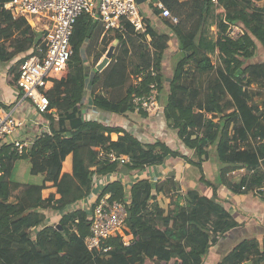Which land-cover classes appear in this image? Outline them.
<instances>
[{
	"label": "trees",
	"instance_id": "trees-1",
	"mask_svg": "<svg viewBox=\"0 0 264 264\" xmlns=\"http://www.w3.org/2000/svg\"><path fill=\"white\" fill-rule=\"evenodd\" d=\"M4 1L8 0H0V65L23 55L8 78L14 84L13 69L44 32L23 17H13L2 8ZM160 1L178 16L187 0ZM220 1L223 7L215 12L216 39L197 35L212 11L209 0H192L197 23L188 32L179 18L174 23L159 16L158 7H152L158 26L143 15L144 31L127 22L123 31L106 30L86 13L76 18L66 74L47 90L50 111L39 115L49 120L50 133L39 135L21 155L0 147L4 169L0 175V264H205L215 242L238 225L219 199L218 184L233 192L264 184V60H251L255 52L264 51V0ZM223 14L243 29L240 37L232 39L225 33ZM111 30L117 40L111 59L101 70L93 68L87 74L84 57L88 61L93 56L95 65L109 45L97 50L95 43ZM173 36L184 56L173 70L161 115L181 144L194 149L200 160L207 159L209 146L215 143L218 159L230 166L221 168L217 181L200 177L199 185L208 188L205 192L201 185L182 190L172 175L156 182L137 179L128 190L125 220V233L133 241L125 245L121 235H115L103 241L108 250L90 251L83 240L89 211L76 204L90 195L96 177L120 167L99 156V150L126 154L129 162L123 166L129 169L158 164L168 156H187L160 139L144 141L122 126L84 119L79 103L88 88L93 108L119 114L134 110V95L148 94L151 82L161 91L162 56ZM134 55L138 61L130 58ZM187 62L195 69V78L187 77ZM151 67L153 75L148 71ZM141 70L147 71L141 82L129 83V76ZM243 120L252 122L249 128ZM113 132L118 133L115 139ZM67 157L69 170L63 167ZM239 167L245 170L240 181L229 180L228 173ZM104 191L112 198L124 196L117 180L107 182ZM50 209L59 212L57 224H45ZM250 257L258 264L264 261V238L261 244L255 239L239 241L214 264H240Z\"/></svg>",
	"mask_w": 264,
	"mask_h": 264
},
{
	"label": "built area",
	"instance_id": "built-area-1",
	"mask_svg": "<svg viewBox=\"0 0 264 264\" xmlns=\"http://www.w3.org/2000/svg\"><path fill=\"white\" fill-rule=\"evenodd\" d=\"M209 1L215 10L223 7L220 0ZM153 7L159 8V16L162 18L178 22V17L162 1L157 0ZM2 8L8 10L13 17H23L36 30L44 32L41 40L29 49L26 57L17 66L14 82L21 91L22 98L30 101L38 115L50 111L46 92L55 80L66 74L67 61L73 53L70 38L76 18L80 14L86 13L93 20L100 21L106 30L123 31L126 22L135 30H145L144 16L139 10L137 0H8L2 3ZM222 20L226 24L225 33L230 38L236 39L244 33L235 21L226 19L225 14ZM148 71L155 74L152 67ZM146 72L141 70L132 74L131 83L138 85ZM149 88L148 94L134 95L133 102L136 111L152 117L161 111L163 103L157 83L151 82ZM86 113L83 112V115ZM33 121L37 125L33 138H11L17 128L24 124V119L17 117L14 109L0 105V147L8 145V152L21 155L30 149L39 135L50 133V123L45 116ZM98 155H104L111 162L116 161L119 166L129 162L126 154L115 155L113 152L99 150ZM3 173L0 163V175ZM94 182L95 180L93 185ZM252 192L264 198V184L253 188ZM128 200V193H124L122 199L112 198L110 192H103V189L96 193L88 209V232L83 239L88 250L97 253L108 250L109 246H104L103 241L115 235H121L125 245L133 241L132 235L125 233Z\"/></svg>",
	"mask_w": 264,
	"mask_h": 264
},
{
	"label": "crops",
	"instance_id": "crops-1",
	"mask_svg": "<svg viewBox=\"0 0 264 264\" xmlns=\"http://www.w3.org/2000/svg\"><path fill=\"white\" fill-rule=\"evenodd\" d=\"M153 25L158 26V21L156 20ZM109 46L110 45H108V47ZM104 54L100 57L98 62L103 58ZM22 56V54H18L12 60L0 65V105L8 109H14V114L17 117L24 119V124L17 128L11 138L31 139L37 131V125L33 120H39V115L35 113L30 101L22 98L19 88L8 81L13 66ZM164 57L165 52L162 56L161 70L163 74L162 89L166 91L174 69L165 65ZM251 60H264V51H258ZM90 61L91 60L89 59L88 62ZM96 64H90V72L92 71L91 69L96 67ZM14 72L16 73L13 69L12 74ZM86 73L89 74L88 71H86ZM217 74L222 80L220 76L221 72L217 71ZM87 90L89 91L88 88ZM88 91H86V94L79 103L83 112H87L83 115L84 118H94L104 122V124L122 126L144 141H154L156 138L160 139L172 149L180 150L187 157L184 159L180 156H168L164 158L161 163L151 164L140 169H129L125 166H120L115 171L96 177L90 195L77 203L79 206L86 208V211H88L89 207L92 205L96 193L100 192L105 184L110 181L117 180L121 190L124 193H128L129 187L137 179L148 178L152 182H156L158 179L160 180L168 175H172V177L179 182L181 189L185 191L187 188L198 187L200 177L202 176L211 181H217L221 168L230 166L226 162H222L218 159L216 146L214 145V149H212V144L209 146L207 159L204 161L200 160L195 154L194 149L185 148L181 144L176 133L169 128L167 121L162 117L161 111L159 113V118H157V115L148 117L145 113L136 111L135 109L127 110L124 113L119 114L102 111L93 108ZM229 95L234 99L230 93ZM251 123L247 124L244 121L247 128L250 127ZM111 136L115 139L118 136V133L113 132ZM4 146L9 147L8 145ZM67 158L68 160H64L63 163L65 170H69L70 168V158ZM244 173V168H234L228 173L230 176L229 180L239 182ZM201 189L204 192L208 190L206 186L202 185ZM218 193L223 206L237 219L238 225L229 229L225 232L223 237L215 242L211 251H209L206 256L205 264H214L223 254L227 253L235 244L243 239H255L261 244L262 239L264 238V198L253 193L252 190L247 192H233L222 183L218 184ZM58 220V211L54 209L46 211L45 224H57ZM240 264H258V261H256V258L254 259L253 257H250L242 261ZM261 264H264V261Z\"/></svg>",
	"mask_w": 264,
	"mask_h": 264
},
{
	"label": "rangeland",
	"instance_id": "rangeland-1",
	"mask_svg": "<svg viewBox=\"0 0 264 264\" xmlns=\"http://www.w3.org/2000/svg\"><path fill=\"white\" fill-rule=\"evenodd\" d=\"M156 1L157 0H144V1H141L140 3H138V7H139L140 12L144 16H149L152 20V23H154L156 21V18H157V17L153 16V8H152L153 5L156 3ZM213 8H211L212 11L207 13L205 18L202 20L200 29H198V33H197L198 36H199V34L203 33L208 38L216 39L218 29H217L216 19H215L216 10H215V8L213 10ZM180 10H181V13L178 16L175 13H173V14H175L181 20V25H182L183 29L186 32L194 29L196 27V23H197V11L193 7L192 0H187L184 3H182V7L180 8ZM162 29L163 28H160L159 30H162ZM113 32H114L113 30H111L110 32L109 31L105 32L104 40H101L100 37L98 38L97 42L95 43L97 50L101 49V47L107 43H109V45L112 44V42L115 40V38L113 36L114 35ZM137 42H140V44H141L140 40H138ZM255 54H256V52H255ZM183 56H184V51L180 48V43L177 42L176 37L173 36V39L171 40V42L169 44V48H167L165 51L164 63L167 67L174 69L176 67L177 62ZM212 56L214 58V55H212ZM130 58L134 61L139 60L137 55H134ZM90 60L91 61L88 62L86 57H84L85 69L87 66V69L85 71H88L89 74H91V72H92V71L90 72V64L91 65L93 64V56L90 57ZM184 68H185V73H186L187 77L192 76L195 78L197 76L195 69L193 68V66L189 62L185 63ZM95 69H96V67H95ZM91 70H93V69H91ZM187 72H189V73L192 72L193 75L187 74ZM168 73H169V71H168ZM128 82L129 83L131 82L130 76L128 78ZM160 94H161V99L165 98L166 92L163 89H162V91H160ZM159 113L160 112L157 113V118L160 117ZM214 145H215V143L212 144V149H214ZM65 160L67 161L68 158H65ZM11 199H13L12 196H11ZM76 206H79V205L77 204ZM211 248H210V251H211Z\"/></svg>",
	"mask_w": 264,
	"mask_h": 264
},
{
	"label": "water",
	"instance_id": "water-1",
	"mask_svg": "<svg viewBox=\"0 0 264 264\" xmlns=\"http://www.w3.org/2000/svg\"><path fill=\"white\" fill-rule=\"evenodd\" d=\"M143 0H137V3H140ZM116 43V39L112 42V44L107 48L103 58L96 64V69L101 70L111 59L113 49Z\"/></svg>",
	"mask_w": 264,
	"mask_h": 264
}]
</instances>
